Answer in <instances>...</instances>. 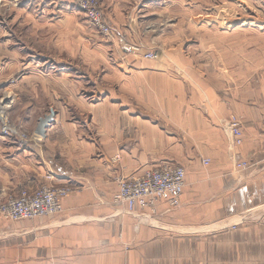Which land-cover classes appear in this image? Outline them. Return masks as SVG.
<instances>
[{
    "label": "crops",
    "instance_id": "crops-1",
    "mask_svg": "<svg viewBox=\"0 0 264 264\" xmlns=\"http://www.w3.org/2000/svg\"><path fill=\"white\" fill-rule=\"evenodd\" d=\"M101 4L109 38L71 0L40 2L28 25L46 50L18 51L46 55L38 57L41 63L7 56V39L17 38L0 39V76L6 78L0 88L12 90L5 103H14L12 117L32 136L25 147L0 137V196L44 182L75 189L63 199L61 222L0 221V264H264V223L170 234L232 222L264 199L263 74L248 78L241 71L213 86L207 65L145 61L123 43L143 31L138 9L152 3ZM14 70L20 74L10 83L14 75L7 73ZM85 72H94L89 81L100 99L84 93ZM232 115L242 124L241 146L227 128ZM242 162L248 169L237 167ZM171 163L186 168V190L180 207L162 217L165 230L137 223L125 205L113 204L116 176Z\"/></svg>",
    "mask_w": 264,
    "mask_h": 264
},
{
    "label": "rangeland",
    "instance_id": "rangeland-1",
    "mask_svg": "<svg viewBox=\"0 0 264 264\" xmlns=\"http://www.w3.org/2000/svg\"><path fill=\"white\" fill-rule=\"evenodd\" d=\"M71 1L74 6L84 14L88 24L94 27L98 34L105 38L111 36L112 27L106 18L107 16L102 7L101 0L91 1L96 3L97 10L102 16L103 23L109 27L110 31L108 33L103 32L99 29V26L96 25L95 19L91 15L94 6H89L90 9L87 8V10L82 8V6L89 3V0ZM108 1L112 2V0ZM40 2H60V0H0V39L3 40L5 36L18 39V41L17 39H7L6 46L8 50L5 54L12 58L18 57L23 63L28 61H31L32 63H41L42 61L41 59L39 60L38 57L41 56V58H47L46 55H43L42 57V54L40 53L37 55L35 53L36 51H28V53H26V51H23V53H21L22 51H18L27 47L36 49L37 51L46 50V47L41 43L43 40H40L39 36H31L32 30L28 25V20L36 18V16L39 15L40 12L37 11L36 6H38ZM123 2H151L152 4L162 2L165 4L160 8L159 6L156 7L152 4L143 9H138L136 6L139 10V13L137 14L139 20L137 23L140 25V30H143L140 32L144 35H141L140 33L138 36L133 37V42H127L126 45L123 43V48H126L129 54H132L131 52H134L135 54L142 52V59H145V61L167 62L172 68L175 67L174 64L176 62H180L182 59L184 63L207 65L206 68H209V73L215 74V78L210 81V85L213 86L222 83L225 77L229 79V76L231 75L232 78L234 74L241 71L246 73L248 78L255 74H263L264 76V0H123ZM37 29L44 30V28L40 27H37ZM37 29H35V31ZM188 52H191L192 54ZM148 54H153L154 58H147L146 56ZM34 57L36 60H32ZM4 58V56H0V61ZM17 71L18 70H14L7 74L19 75L20 70L18 71L19 73ZM85 73L88 81L84 93L89 96L88 99L90 101L100 99L101 96L99 95V92L95 91L96 87L89 81L94 78V72ZM182 74L184 76L187 75V73L185 75L184 72H182ZM204 74H206V72H204ZM216 75H224V77L219 79ZM4 77L5 76H0V84L3 82L2 79ZM15 77L16 75L10 78V83L15 81ZM232 82L233 81H231V83ZM6 90L1 91L0 88V137L4 139H16L20 145L24 147L28 146L32 142V136L19 126L12 117L11 110L14 103H12V101L5 103V101L9 96H13V92H11L12 90L10 89ZM106 90L107 88L104 90V97L107 95ZM232 117L236 118L237 121L239 120L241 123L236 115H232L227 126L230 132L229 124ZM240 128L242 129V124H240ZM5 129L9 132L8 136H2L1 134ZM202 163L207 166L210 164V160H203ZM164 166L183 168L186 172L187 178L186 168L172 163L156 168H150L132 176L119 174L115 178V181L117 182V192L114 195L113 204L123 205L116 199L120 194V183L122 181L133 180L134 178L148 174V172H156ZM237 167L241 170H246L249 165L248 163L242 162L237 165ZM47 179L53 181L49 176ZM46 187L70 189V194L64 198L75 192V189L70 185H55L50 182H44L35 188L20 187L17 190H8L5 194L2 192L0 196V221L6 224L31 223L35 220L36 222L39 220L61 222L63 220L61 215L64 212V198L60 201L62 208L61 212H58L53 216L31 220H20L18 222L5 219L2 210L7 206L9 200L18 197L22 192L33 194ZM184 190H186V188H184ZM182 196L177 207H171L168 203H163L166 205V211L164 212L160 210V206L162 205L159 204L153 211L145 213L135 211L129 213L137 223H145L152 227L161 226L162 229H164L167 228V226L162 221V217L167 211H173L180 207ZM250 208V211L240 216L242 221L240 219H234L231 222L227 219L206 226V228L201 230H185V228H183L181 231L173 230V232H168H170L171 235L177 236L208 235L218 232L235 231L248 224L254 225V223H264V199H262V202L256 207L253 208V206H250ZM214 225V229H208Z\"/></svg>",
    "mask_w": 264,
    "mask_h": 264
},
{
    "label": "built area",
    "instance_id": "built-area-1",
    "mask_svg": "<svg viewBox=\"0 0 264 264\" xmlns=\"http://www.w3.org/2000/svg\"><path fill=\"white\" fill-rule=\"evenodd\" d=\"M89 6H94L91 15L95 19L96 25L99 26L100 30L108 33L110 29L103 23L96 3L89 0V3L82 6V8L87 10V8L90 9ZM146 57L154 58L153 54H148ZM240 124L239 120L237 121L234 117H232L229 124L236 145L242 144ZM1 134L2 136H8L9 132L5 129ZM185 186L186 172L183 168L164 166L156 172H148V174L133 180L122 181L120 183V194L116 199L126 206L128 213L153 211L157 205L163 203H168L171 207H177ZM70 192V189L55 187H46L33 194L22 192L18 197L9 200L2 212L5 219L13 222L53 216L61 212L60 201Z\"/></svg>",
    "mask_w": 264,
    "mask_h": 264
}]
</instances>
